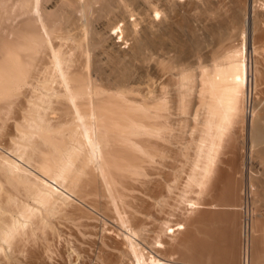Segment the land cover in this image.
<instances>
[{
  "label": "bare ground",
  "instance_id": "6f19581e",
  "mask_svg": "<svg viewBox=\"0 0 264 264\" xmlns=\"http://www.w3.org/2000/svg\"><path fill=\"white\" fill-rule=\"evenodd\" d=\"M8 1L0 0V9H7L12 0L10 3ZM44 1L25 0L23 9L20 6L22 10L16 5V10L34 15V26L29 20L34 30L28 34L31 28L28 29L25 40H21L18 34L19 40L15 37L18 41L13 40L15 44L2 41L5 43L3 45L9 44L11 49H6L5 57L0 59V128H9L8 141L2 147L0 145V264H18V261L21 264L20 259L24 257L22 261L27 264H244L241 256L242 231L246 229L248 221H243L240 206L243 198L248 200V195L252 209L249 215L251 234L247 245V263L264 264V147H257L264 142V0H70L85 17V21H81L82 29L76 28L81 30L77 36L75 33L69 35L73 31L69 28L71 32L66 33L68 35L62 34L65 32L64 26L63 30L60 28L62 22L58 23L60 27L57 26L62 33L57 32V28L52 29L53 21L46 22L42 15ZM113 1L117 3L112 4ZM5 2L7 7L4 8ZM97 3L100 5L96 6ZM113 6L116 9L120 7V12H125L127 17L122 19L123 28L117 24L110 30L119 29L117 34L133 44L125 49L127 51L121 50L124 59L125 55L128 59L123 63L119 58L118 63L114 61L117 64L121 61L125 69L124 77L117 74L120 77L117 83L122 88L116 92L107 91L105 86L93 81L94 74L88 71L93 64L90 56H85V51L89 50L87 48L98 47L102 40L100 37V40L94 38L98 32L91 28L95 17L91 19L90 14L95 11L99 16L111 14L112 11L117 13ZM10 10L7 9V12ZM6 15L3 14V18L9 17L7 15L6 18ZM133 15L135 18L131 20L129 16ZM189 15L195 17L191 19L187 17ZM201 17L205 18L204 22H209H206L209 27L215 26L210 29L217 32L214 34L218 35L219 49L212 52L215 55L213 58L211 56L209 66L201 67L198 72H181L176 81L175 96L171 99L172 104L176 103L174 107L183 114L188 109L190 111L192 96L196 95L197 99L193 97L197 101L193 114L196 133L185 145L191 150V156L185 162L188 169L179 192L180 199L177 198L182 204V211H179L176 220L165 217L148 219L137 215V212H141V209L148 213L156 211L158 200L149 201L142 195L132 193V190L136 183H145V179L142 180L145 163L158 155L159 151L151 149L153 140L161 137L169 139L167 124L171 122V117H168L166 110L171 105L169 98L172 95L167 98L168 95L162 93H154L150 97L147 94L149 98L137 97L135 101L131 92L137 87L132 89L126 82H134L138 76L135 74L136 77L134 75L135 78L131 79V72L143 67L142 59L146 58H142L141 54L146 51L150 57L151 54L153 56L151 50L156 45L163 53L161 60L167 54V59L172 60L169 56L175 55L167 49L172 47L173 39L169 41L166 38L171 44L165 47L167 49H162L166 44L165 34H169L170 30L173 34L175 25L192 29L196 34L195 29L208 27ZM54 22L57 24V20ZM103 24L107 29V23ZM136 28L141 29V36ZM159 29H162V33L163 30L169 32L159 37L156 33L161 34ZM235 32L239 46L230 45ZM89 33L91 36H88ZM51 35L71 39L72 45L67 44L71 47L65 49L60 44H52ZM107 38L112 41L111 32ZM114 42L115 39L112 46ZM119 45L116 46L118 50L122 48ZM3 48L1 51H4ZM75 49H79L80 57L85 56L84 59L81 57L80 61L84 60L82 65L78 64L79 52ZM44 50L48 52L47 61L46 58L40 60L39 54H36H44ZM119 52L117 55L123 58ZM156 52L161 53L160 50ZM35 54L40 63L43 61L45 64L40 65L38 61V65L42 66H34L38 71L29 67L30 59H35ZM108 54L112 58L115 55ZM155 60L150 64H154ZM146 69L149 70V67ZM145 70L142 71L145 73ZM143 74L141 72L138 79ZM251 101L256 105L251 104L248 110L246 107ZM256 106L260 107V111ZM14 107L19 109L16 108L18 117L15 116L16 121L9 126L6 121ZM246 124L249 125L247 138L250 142L246 159L249 163L255 158L260 160L257 168L253 169L254 174L249 172L247 182L242 175L246 157L244 149L235 146ZM236 125L237 128L242 126L239 127L242 132L239 128L234 130ZM2 136L0 129V139ZM187 149L182 151L183 156L188 153ZM237 173L239 178H236ZM162 190L165 193L172 189L168 183H162ZM153 191L151 187L152 194ZM65 222L76 226L80 223L85 230H80H84L81 236L77 235L76 229L70 233L74 228ZM61 223L67 224L71 230L67 226L69 232L62 230ZM64 231L72 236L66 240L71 244V249L61 241L63 246L59 245V239L66 235ZM53 254L59 257L56 263L51 261Z\"/></svg>",
  "mask_w": 264,
  "mask_h": 264
},
{
  "label": "rangeland",
  "instance_id": "374dc122",
  "mask_svg": "<svg viewBox=\"0 0 264 264\" xmlns=\"http://www.w3.org/2000/svg\"><path fill=\"white\" fill-rule=\"evenodd\" d=\"M2 2H3V0H1ZM10 1L11 0H9L8 2L10 3ZM24 1L25 0H18V2L16 1V0H12V2L10 3V4H8V7L11 9L12 8V10H10L8 7H7V2H5V5L6 6H4V8L5 7H7V9L8 10H10L9 12H7V9L5 8V10L4 9H0L1 10V12H0V22H2L0 25H1V31H0V40H1V44H0V51L2 50L1 49V47H3L4 46V48H3V50L4 51H1V56H0V59L2 60V58H4L5 56V50L6 49H11L10 48V45L9 44H11L12 45V43L13 44H15V42H16V40L18 39L19 40V38H18V36H20V39L21 40H25L26 38H27V35L28 34H30V32H32V30H34V20H33V16L34 15H32V14H28V12H21V11H19L21 8L23 9V4H24ZM111 2V1H110ZM14 3V4H13ZM20 3V5H18ZM115 3H117L116 1H113V3L112 4H115ZM1 4V3H0ZM98 4L99 3H97L96 4V6H98ZM2 5H4V3H2ZM1 5V6H2ZM16 5H17V7H19L20 8V6H21V8L19 9V10H16L17 8H16ZM100 5V4H99ZM10 6H12V7H10ZM114 7V9H115V11L117 12V13H115L114 11H112L111 12V14H110V16H109V14L108 13H104L103 15H101V16H99V14H98V12L97 11H95V12H92L91 14H90V18L92 19L93 17H95V18H93L92 19V23H91V28H93L94 30H95V32L97 31L98 33H95L94 34V38L95 39H97V40H100V39H102L101 41H100V43L99 44H97V45H99L98 47L96 46V47H89V48H87V49H89L88 51H85V56H90V62L93 64V66L91 65L90 67L91 68H89V72H91V74H94V75H92V79H93V81L96 83V84H98V85H100V86H105L104 88L107 90V91H110V92H116V91H118V90H120L122 87H120L121 85H118V83H117V81H119L120 80V77L122 76V77H124V73H123V71L125 70L123 67V65L121 64V63H123V61L124 60H126V59H128L127 57V55H125L126 56V58L124 59V54H122V51L124 52V50L126 49V48H131L132 46H133V44H132V41L130 40V41H128V39L127 38H123L122 36L123 35H121V34H117L118 32H119V29H117V28H115V29H112V30H110V28L111 27H113V26H115V25H117V26H120L121 28H123V21H122V19H123V17L125 18V17H127V14L124 12V13H121L120 11H121V8L120 7H117V9L115 8L116 6H113ZM16 8V9H15ZM94 8H96V7H94ZM15 9V10H14ZM21 9V10H22ZM2 10H4L3 11V14H7L9 17L7 18V15H6V18L7 19H5V18H3L4 16H3V14H2ZM16 11V12H15ZM11 12V13H10ZM17 12H20V14L19 13H17ZM16 13V14H15ZM25 13V14H24ZM113 13V14H112ZM119 13V14H118ZM1 14H2V17H1ZM94 14H95V16H94ZM98 14V15H97ZM124 14V15H123ZM12 15H13V18H12ZM21 15V16H20ZM32 15V16H31ZM42 15H43V17H44V19H45V21L46 22H49V23H52V21H53V24L51 25V26H55L54 28L52 27V29H56L57 28V26H59L60 27V22H62V24H61V27L60 28H62V26H64V30H63V28L61 29V30H63V31H65L64 33H62V31L60 30V28L58 27L57 29H56V31L57 32H60L61 31V33L62 34H64V35H68V34H66V33H69V32H71L70 30L72 29L73 31H72V33H69V35H71L72 34V36L74 35V33H75V36H77V35H80V33H81V30H79V29H82V28H80V26L82 27V24H81V21H85V17L80 13V11L74 6V4L73 3H71V1L70 0H45L44 1V8H43V13H42ZM92 15V16H91ZM108 15V16H107ZM16 16V17H15ZM18 16V17H17ZM71 17H72V19H71ZM80 17H82V18H80ZM187 17H190L191 19H193V17H195V16H187ZM10 18H12V19H10ZM15 18V19H14ZM69 18V19H68ZM129 18L131 19V20H133L134 18H135V16L133 15V16H129ZM10 21H9V20ZM62 19V20H61ZM68 19V20H67ZM81 19V20H80ZM115 21H114V20ZM199 19V18H198ZM201 20L203 19L202 17L200 18ZM199 19V20H200ZM205 19V18H204ZM203 19V23H209L208 21H206V22H204L205 20ZM32 21L31 23H33L32 25H29V24H31V23H29L30 21ZM57 20V24H55L56 22H54V21H56ZM67 20V21H66ZM75 20V21H74ZM4 21H5V23H4ZM12 21V22H11ZM94 21V22H93ZM26 22V23H25ZM80 22V23H79ZM107 23V29H106V26L103 24V23ZM48 23V24H49ZM59 23V24H58ZM84 23V22H83ZM116 23V24H115ZM204 24V25H208V24ZM4 24V25H3ZM9 24V25H8ZM19 24V25H18ZM28 24V25H27ZM55 24V25H54ZM198 24V23H197ZM211 24V23H210ZM12 25H13V27H12ZM71 25V26H70ZM78 25V26H77ZM102 25H104L103 27H105V29H103L102 28ZM203 25V26H204ZM2 26H3V29L5 28V30H3L2 29ZM5 26V27H4ZM6 26H8V27H6ZM28 26H29V28H28ZM50 26V25H49ZM51 26H50V28H51ZM72 26H73V28H72ZM74 26H75V28H74ZM137 27H139V25H136ZM200 26H202V23H200V25H199V27ZM18 27V28H17ZM33 27V28H32ZM141 27V26H140ZM208 27H209V25H208ZM207 26H204V29L202 28V30L201 29H199V28H197V26H196V28L197 29H195V30H197L196 32V34H195V31L193 30V32H192V29H189V28H186V27H181L180 28V25H175V28H172V30H174V33L172 34V32H171V30H170V32H169V30L167 31V30H163L164 32V34L166 33V32H169V34H165V37H164V34L162 33V29H159V30H161V34H160V32H158V31H156V33H157V35L159 34V37H164L165 38V40H166V38L169 40H172V42H173V44L171 45L172 47V50H173V48H174V50L172 51L171 50V48H165V47H169L170 46V42L168 43V41L166 40H164L163 38V44H165L164 43V41L166 42V44L164 45V46H162V49L163 48H165V49H167V50H170V53L171 54H173V55H175L174 57H172V55L171 56H169V58L171 57L172 58V60L171 59H169V60H171L172 62H170L167 58H168V54H167V57L165 56V59H164V57H162V60L160 59L161 58V56H163V53L161 52V49H159V46L157 47V45H156V47L155 48H153V50H151L152 52H153V56H152V54H151V57H150V55L145 51V52H143L141 55H142V58L143 57H146V58H141L142 60H143V67L146 65L147 67H145L144 69H143V67L141 66V67H137L135 64V67H137L136 69H134L135 67H132L133 69H134V71H132L131 73H132V78L131 79H133V78H135L136 77V75L135 74H137V76L139 77V75L141 74V72H142V74L144 73V71H142V70H145L146 68H148L149 67V70L148 69H146L145 70V75L143 76V75H141L140 76V78L138 79V77H136V79H138V80H134V82H132L133 80H130V82L128 83V82H126V84H128L129 85V87L130 88H132V89H134L135 87H137V88H135V89H140V90H138V91H135V89L131 92V95L132 96H134L133 98H134V100L135 99H137V97H144V98H149L150 96H153V94L154 95H157V93H162V94H165V95H168V97L167 98H169V96H171L172 95V97H170L169 99H170V101H171V99H173V96H175L174 95V93H175V91H176V88H177V85H176V81H177V79H179L178 77H180V74H181V72H183L184 70H190V71H193V72H195V71H199L200 70V68L201 67H207V66H209L211 63H212V58H213V54L214 53H212L213 51H216L215 49H217L218 47H219V45L217 44V41H218V39H217V36L218 35H216V34H214V33H217L216 32V30L213 32V31H211V29L210 28H212L211 26L208 28ZM215 27V26H214ZM214 27L212 28V29H214ZM9 28V29H8ZM12 28V29H11ZM17 28V29H16ZM25 28V30H23ZM31 28V29H30ZM67 28H69V29H67ZM76 28H79V29H76ZM195 28V27H194ZM201 28V27H200ZM206 28H208V30L206 29ZM27 29V30H26ZM28 29H30L29 31H28ZM74 29H76V30H74ZM117 29V30H116ZM176 29V30H175ZM181 29V31H178V30H180ZM183 29V30H182ZM187 29V30H186ZM206 29V30H205ZM6 30H8V31H10V33L8 32V31H6ZM16 30V31H15ZM136 30H139L138 31V33L140 32V28L138 29V28H136ZM185 30L187 31V33L185 32ZM198 30H200V31H198ZM6 31V32H5ZM17 31H19L20 33H18ZM24 32V34H22V32ZM26 31V32H25ZM27 31H28V34H27ZM67 31V32H66ZM111 32V42H110V40H109V38H107L108 37V34H110V32ZM189 31V32H188ZM207 33H206V32ZM210 31L212 32V33H210ZM5 32V33H4ZM205 32V33H204ZM208 32H209V34H208ZM7 33V34H6ZM76 33H78V34H76ZM105 33V34H104ZM137 32L135 33V35L137 36V34H138ZM190 33H192V34H190ZM236 33V32H235ZM6 34V35H5ZM19 34V35H18ZM21 34V35H20ZM100 34V35H99ZM116 34V35H115ZM172 34V35H171ZM184 34V35H183ZM193 34H194V36H193ZM216 35V36H214V35ZM18 35V36H17ZM82 35V34H81ZM99 35V36H98ZM118 35V36H117ZM139 36H141V32L138 34ZM168 35H170V36H172L171 38H169V36L167 37ZM24 36V37H23ZM53 36H55V35H51V39L53 40V42H51L52 44H56V45H62V48L64 47L65 49H69L70 47H68L69 45H72V42H71V39H67V38H64L63 36H61V37H63V38H60V37H53ZM60 36V35H59ZM88 36H91V33H89V35ZM117 36V38H115ZM211 36H214V37H211ZM6 37V38H5ZM8 37V38H7ZM17 38V39H15V38ZM98 37H100V39L98 38ZM135 37V36H134ZM138 37V36H137ZM179 37H181V39L179 38ZM187 37V38H186ZM235 37L237 38L238 37V35H237V33H236V36H234V40H233V38H232V42L233 43H230V45H234V46H239L238 45V43H239V38L237 39V41L235 40ZM11 38V39H10ZM12 38H14V39H12ZM56 38V39H55ZM106 38H107V41H106ZM112 38H114L115 39V41L116 42H114V44L115 45H111L112 43H113V41H114V39H112ZM122 38V39H121ZM178 38V39H177ZM8 39V40H7ZM12 40L11 42H8V41H10V40ZM60 39V40H59ZM126 39H127V41H126ZM211 39V40H210ZM13 40L15 41V42H13ZM17 40V41H18ZM51 40V41H52ZM59 40V43L57 42ZM118 40V41H117ZM119 40H121V42L119 41ZM159 40H161V39H159ZM169 40V41H170ZM175 40H177V41H175ZM2 41H4L5 43L7 42V43H9V44H6L7 46H8V48H5V46L6 45H3V44H5L4 42H2ZM64 43H63V42ZM68 41V42H67ZM71 43H70V42ZM89 41L91 42V40L89 39ZM109 41V42H108ZM123 41V42H122ZM180 41V42H179ZM230 41V42H231ZM60 42H62V44L60 43ZM67 42V43H66ZM118 42V43H117ZM125 42H129L128 43V45L129 44H131V45H129L130 47H128L127 46V43H125ZM237 43V45H235V43ZM66 43V44H65ZM69 43V45H67ZM105 43V44H104ZM108 43H109V45H108ZM121 43V44H120ZM179 43V44H178ZM192 43V44H191ZM195 43H196V45H195ZM65 44V45H64ZM102 44V45H101ZM117 44V45H116ZM122 46V48H120L121 46ZM169 44V45H168ZM177 44V45H176ZM190 44V45H189ZM208 44V45H207ZM118 45H119V48H120V50H118ZM174 45V46H173ZM179 45H181V46H179ZM6 46V47H7ZM112 46V47H111ZM116 47V49H117V51H116V49H115V47ZM213 46H215V47H213ZM12 47V46H11ZM177 47V48H176ZM188 47V48H187ZM83 48H85V45H84V47ZM114 48V50L112 51L111 49H113ZM157 48V49H156ZM180 48V49H179ZM177 49V53H175V50ZM181 49H183L182 50V52H179ZM186 49V50H185ZM201 49V51L199 52V50ZM219 49V48H218ZM75 50H77L78 52H79V49H75ZM74 50V51H75ZM102 50V51H101ZM122 50V51H121ZM156 50L157 51H159L160 50V52L161 53H157L156 52ZM179 50V51H178ZM7 51V50H6ZM107 51H109V52H107ZM110 51H112V52H110ZM115 51V52H114ZM120 51V52H119ZM125 51H127V50H125ZM151 51H149L148 50V52L149 53H151ZM196 51H197V53H196ZM76 52V51H75ZM77 52V53H78ZM102 54H101V53ZM117 52H119V54L121 53L123 56V58H121V55H117L118 53ZM155 52H156V54H155ZM173 52V53H172ZM199 52V53H198ZM46 53H48L47 52V50H46V52H45V50H44V54H41V52H39V53H36V54H39V57H38V55H33V56H35V59H33L32 57H30V58H32V59H30L31 60V65L29 66L30 68H32V67H34V66H39L38 68H40V67H42V66H40L41 64L42 65H44L45 66V64L44 63H42L43 61H41V63H40V60L41 59H43V60H45V58H46V60L45 61H47V60H49L48 59V57H46L48 54H46ZM108 53H112V54H115V55H113V58H112V56L110 55V54H108ZM146 53H147V55H146ZM167 53H169L168 51H167ZM170 53H169V55H170ZM178 53H180V54H178ZM183 53V54H182ZM212 53V54H211ZM216 53V52H215ZM91 54V55H90ZM92 54H95L94 56L92 55ZM159 54V55H158ZM162 54V55H161ZM177 54V55H176ZM41 55H44L43 57H41ZM79 57H80V52L77 54ZM76 55V56H77ZM100 55V56H99ZM108 55V56H107ZM158 55V56H157ZM165 55V54H164ZM191 55V56H190ZM215 55V54H214ZM38 58H40V60L39 59H37V57ZM78 56H77V59H78V61H80V60H82V58L84 59V55H81V59H79L78 58ZM84 56V57H83ZM97 56V57H96ZM106 56V57H105ZM111 56V57H110ZM118 56V57H117ZM176 56H180L179 58H181V59H179L178 57H176ZM200 56V57H199ZM211 56H212V58H211ZM114 57L116 58V60H113L114 59ZM155 57V58H154ZM157 57L159 58V59H157ZM93 58V59H92ZM96 58V59H95ZM104 60H103V59ZM117 58H119V59H121L122 60V62L121 61H119V64H117L118 63V59ZM153 58V59H152ZM198 58V59H197ZM155 59H157V60H155ZM167 59V60H166ZM0 60V61H1ZM35 60H37V61H35ZM94 60V61H93ZM146 60V61H145ZM155 60L156 62H154V64H152L153 63V61ZM174 60V61H173ZM38 61H39V63H40V65H38L39 63H38ZM44 61V62H45ZM84 61V60H83ZM83 61L81 62L80 61V63L78 62V64H81L82 65V63H83ZM114 61H116V62H114ZM148 61V62H147ZM166 61H168V62H170L171 64H169L168 62H166ZM32 62H34V63H36V64H34V63H32ZM121 62V63H120ZM145 62H146V64H145ZM150 62H152L151 64L153 65H151L150 64ZM110 63H111V65H110ZM113 63H114V65H113ZM98 64V65H97ZM109 64V66H107ZM116 64V65H115ZM120 64L122 65V66H120ZM132 64V63H131ZM150 64V66H148ZM164 66H163V65ZM95 65V66H94ZM97 65V66H96ZM119 65V66H118ZM101 67V69L99 68V67ZM105 66V67H104ZM131 66H133V64L131 65ZM156 66H158V67H156ZM167 66V67H166ZM168 66H169V68H168ZM93 67H95L94 69H92ZM120 67V68H119ZM154 67H156L157 69H153ZM165 67V68H164ZM37 68V69H38ZM98 68L101 70H98ZM108 70H107V69ZM110 68H113V69H111L110 70ZM152 68V69H151ZM164 68V69H163ZM32 69H34V71H36L37 69L34 67V68H32ZM31 69V70H32ZM36 69V70H35ZM141 69V71L139 72V74H138V71ZM193 69V70H192ZM111 72H110V71ZM113 70V71H112ZM118 70V71H117ZM135 70H138V71H136L135 72ZM38 71V70H37ZM93 71V72H92ZM98 71H100V72H98ZM149 71V72H148ZM161 73H160V72ZM197 71V72H198ZM114 73V74H113ZM120 73V74H119ZM117 74H119L120 75V77H119V75H117ZM149 74V75H148ZM162 74V75H161ZM104 77H103V76ZM111 75V76H110ZM114 75V76H113ZM116 75V76H115ZM134 75H135V77H134ZM157 75V76H156ZM161 75V76H160ZM150 77V80L151 79H153V81L151 80V82L150 83H153L152 85H151V87H150V85L149 84H147L150 80H148L147 79V77ZM160 76V77H159ZM97 77V78H96ZM116 77L118 78L119 77V79H117V80H115L116 79ZM142 77V78H141ZM143 77H144V79H143ZM148 77V78H149ZM114 78V79H113ZM140 79H143V80H140ZM146 79H147V82H146ZM103 80V81H102ZM115 80V81H114ZM174 80V81H173ZM139 81H141V85H139L140 84V82ZM175 82V83H174ZM100 83V84H99ZM108 83V84H107ZM114 83V84H113ZM142 83H144V84H142ZM195 84H197L196 82H194ZM264 83V82H263ZM262 83V84H263ZM102 84V85H101ZM120 84V83H119ZM261 84V86L260 87H262L263 85ZM154 85H155V88H154ZM143 86L144 87H146L145 89L143 88ZM164 86V87H163ZM166 86V87H165ZM195 86V87H194ZM193 86V88H194V90H196L195 88H196V85H194ZM150 87V88H149ZM108 88V89H107ZM144 90H143V89ZM154 88V89H153ZM165 88V89H164ZM141 89H142V92H143V95H142V92L140 93V91H141ZM194 90H192V92H194V94L196 93V91H194ZM145 91H147V93L145 94ZM149 91H150V93H149ZM192 92H191V94H192ZM169 93H170V95H169ZM147 94H148V96H147ZM190 96H192V95H190ZM195 96V98L194 99H196V95H194ZM194 96H192V99H191V97H190V99H191V101L193 100V101H196V100H194L193 99V97ZM135 101H137V100H135ZM191 102V107H190V105H189V107H190V111H189V109H188V112L187 113H185V114H183V113H181L178 109H177V107H174V106H176V103L175 104H172V101L171 102H169V104L171 103V105H173V106H171L170 105V107L166 110V112L168 111V113L169 114H167L168 115V117H171V119L170 118H168V119H170L171 120V122H169L167 125H169V136H168V138L169 139H167L166 137H161V138H157V139H154L153 140V142H154V144H152L151 145V149H156L157 151H159V152H157L158 153V155H156L154 158H153V160L152 161H150L149 163H145L146 165H145V168H144V175L145 176H143L142 178V180H144L145 181V183L147 184V186H146V184L145 183H136L135 184V188L132 190V193H135V194H139V195H142V196H144V197H146V199H148L149 201H153V202H155V201H157V206H159V207H157V210L154 212H150V213H148L146 210H144V209H141L143 212H144V214H143V212L141 211V212H137V215H142V216H144V217H146V218H148V219H159V217L160 218H168V219H170V220H176L177 219V217H178V215H179V213L182 211H180V208H181V206L180 205H182L178 200L180 199V191H181V188H183V182H184V176H186V171H187V166H185V162H187L186 160H187V158L189 157V156H191L190 154H191V150L189 149H187V148H185L186 146V144H187V141H188V143L190 142V140H191V138L195 135V133H196V129H195V125H196V123H195V121H193L194 120V115L193 114H195V107L197 108V101H196V103L195 102ZM254 102H250V105H248V107H246L248 110H249V107L251 106V104H253ZM135 104H136V102H135ZM195 106H194V105ZM253 105H256V102H255V104H253ZM257 107V109H259L260 107L259 106H256ZM259 107V108H258ZM17 108V107H16ZM16 108L14 107L13 109H15V110H11L13 113H10L11 115H10V117L9 118H7V119H9V120H7L6 121V123H7V125H11V124H13L15 121H14V119H16L18 116H17V114H18V112H16L17 110H19L18 108H17V110H16ZM173 108V109H172ZM175 108V109H174ZM259 111H260V109H259ZM170 112H171V114H170ZM17 113V114H16ZM13 114V115H12ZM8 115H9V113H8ZM52 115V114H51ZM56 115V114H55ZM14 117L13 119H11L10 120V118H12V117ZM15 116H16V118H15ZM53 116V115H52ZM185 118V119H184ZM170 120H168V121H170ZM183 121H184V123H183ZM263 122H264V119L262 120ZM10 124H9V123ZM11 122H13V123H11ZM171 125V126H170ZM247 125V124H246ZM263 125H264V123H263ZM13 126V125H12ZM237 126L238 125H236V128H234V130H239L242 126H239L238 128H237ZM243 129V134H241V136H238V138H237V140L239 141V144H238V141L236 140L235 141V146L237 147H239V148H243L244 149V151H243V153H244V155L246 156V153L248 154V150H249V145H250V142H249V139L247 138L248 137V132H249V125H247V127H242ZM248 128V129H247ZM1 129V131H2V133H3V138H1L0 140H1V142H0V145H1V147L3 146V144L6 142V141H8V135L7 134H9L8 132H9V128L6 130V129H3V126H2V128H0ZM7 131L6 132V134H4V131ZM171 131V132H170ZM240 131H241V129H240ZM238 132V131H237ZM242 132V131H241ZM240 132V133H241ZM246 135V136H245ZM243 138V139H240V138ZM246 138V139H245ZM242 140V141H241ZM155 146V147H154ZM241 146V147H240ZM159 147V148H158ZM257 147H264V142H261V143H259L258 145H257ZM1 149V148H0ZM154 149V150H155ZM167 149V150H166ZM184 149H187L186 151L188 152V153H186V156L184 155L183 156V150ZM242 149V150H243ZM163 151V152H162ZM189 151H190V153H189ZM227 155H225V157H226ZM229 156V155H228ZM247 158V156L245 157V159H244V163H245V165H244V168H243V174L242 175H244L243 177H244V181L245 182H247L248 181V176H249V172H253V173H251V174H254V170L257 168L256 166H258L259 165V161L260 160H258L257 158H255L254 160H253V162H251V163H249L248 162V159H246ZM186 165H187V163H186ZM251 167V168H250ZM184 169V170H183ZM254 169V170H253ZM250 170V171H249ZM240 175H241V173H240ZM236 178H239V176H238V173H237V177ZM147 180V181H146ZM162 183H168L169 185H170V187H171V191H165V193H164V191L162 190ZM143 185V186H142ZM176 185V186H175ZM246 185H247V183H246ZM155 186V187H154ZM148 187H152V188H154V193L152 194V192H150V188H148ZM176 188V189H175ZM180 189V190H179ZM155 190H157V191H155ZM161 190V191H160ZM180 192V193H179ZM244 193H243V195H245V188H244V191H243ZM158 193V194H157ZM155 194H157V196H155ZM178 196H177V195ZM248 193H247V190H246V195H247ZM168 195V196H167ZM174 198H173V197ZM177 196V197H176ZM166 197V198H165ZM179 197V198H178ZM168 198V199H167ZM177 198H178V200H177ZM164 199V202L162 201L161 202V200H163ZM170 199H172V200H170ZM245 199H246V201H245ZM170 200V201H169ZM177 200V202H174V201H176ZM83 201V200H82ZM166 201H168V203L166 202ZM250 203V201H249V195H248V200H247V198H243V202H242V205L240 206L241 207V211H242V215H243V221L246 223V221H248L247 222V224H246V229L244 228L243 229V231H242V263L244 262V264H249V263H247L248 262V260H249V252H248V246L247 245H249V238H250V234H251V227H250V220H249V218H250V216H251V209H252V207H251V203L250 204H247V203ZM85 203L87 204V201H85ZM162 203V204H161ZM167 205H166V204ZM170 203H172V204H170ZM180 203V204H179ZM169 204V205H168ZM247 204V205H246ZM87 205H89V203L87 204ZM164 205V206H163ZM162 207V208H161ZM175 207H176V209H175ZM250 207V208H249ZM249 208V209H248ZM162 209H163V211H162ZM264 209V208H263ZM247 210V211H246ZM146 211V212H145ZM168 211V212H167ZM177 211V212H176ZM180 211V212H179ZM243 211H246V213H244ZM158 212V213H157ZM247 213H249L248 215H247ZM154 214V215H153ZM247 215V216H246ZM250 215V216H249ZM248 219H247V218ZM79 220V219H78ZM65 223H67V224H69V222H65ZM62 224V226H61V229L63 230H65V231H68V228L70 229L71 227H73L74 228V230H72V231H70V233L71 232H75V229H76V232H77V235L79 236H81V233H82V231H84L85 230V227H83V226H81L80 225V223H79V225L78 226H76V224L75 225H73V224H69L68 226H71V227H68L67 226V224L66 225H63V223H61ZM65 226H67L68 228H66ZM83 227V228H81V227ZM63 227V228H62ZM65 227V228H64ZM81 229H84V230H82V231H80ZM71 230V229H70ZM245 230H246V238H245ZM64 231V232H65ZM64 232H63V235H65L64 234ZM69 232V231H68ZM66 233V232H65ZM63 235L61 236V237H63ZM60 237V238H61ZM67 237H69L70 239L72 238V236H69L68 235V233H66V235H65V237H63L62 239H59V245L62 247L63 245H68V247L70 248V246H71V244L69 243H67ZM246 239V240H245ZM60 241H61V243L63 244H60ZM57 243H58V241H57ZM67 243V244H66ZM57 245V244H56ZM58 246V245H57ZM71 249V248H70ZM69 249V250H70ZM245 251V252H244ZM56 254V253H55ZM55 254H53L54 256L52 257V259L51 258H49V259H51V261L53 262V263H56L57 262V260H58V255H55ZM246 254V255H245ZM25 258V257H24ZM24 258H22V259H24ZM22 259H20V262H21V264H27V263H25V262H23L22 261ZM26 259H27V257H26ZM247 261H246V260ZM245 260V261H244ZM25 261V260H24ZM27 261V260H26ZM51 262V263H52ZM16 263H18L19 264V261L18 262H16Z\"/></svg>",
  "mask_w": 264,
  "mask_h": 264
}]
</instances>
